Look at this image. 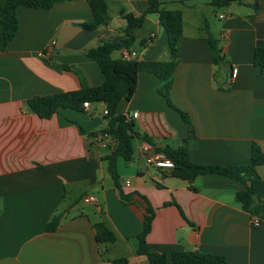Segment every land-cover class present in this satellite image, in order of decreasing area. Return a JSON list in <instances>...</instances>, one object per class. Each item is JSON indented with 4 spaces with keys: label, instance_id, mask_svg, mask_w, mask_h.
Returning <instances> with one entry per match:
<instances>
[{
    "label": "crops",
    "instance_id": "crops-1",
    "mask_svg": "<svg viewBox=\"0 0 264 264\" xmlns=\"http://www.w3.org/2000/svg\"><path fill=\"white\" fill-rule=\"evenodd\" d=\"M160 1L182 13L170 99L187 114L194 134L188 137V124L158 92L156 75L123 67L133 83L116 113L132 120L137 136L130 141L132 158L117 157L119 187L102 159L111 148L91 142L90 134L107 122L103 103L40 118L26 100L78 89L82 81L101 84L103 75L86 50L124 39V15L144 14L147 0H105L109 20L94 29L80 25L92 18L86 0L16 8V34L0 50V264H112L117 258L150 264L137 253L136 238L148 208L146 247L166 254L167 264L181 250L219 255L226 264H264V221L254 225L236 199L239 181L214 173L191 181L174 177L147 164L143 151L146 143L160 152L183 146L192 162L218 165L248 164L253 143L264 154V66L253 62L254 49L264 47V0L221 7L204 0V11L193 0ZM204 25L220 51L218 61ZM130 33L131 42L112 58H169L155 13ZM257 172L264 180V163ZM87 196L94 201H84ZM56 214L58 225L46 231ZM98 222L111 230L112 242H97Z\"/></svg>",
    "mask_w": 264,
    "mask_h": 264
},
{
    "label": "trees",
    "instance_id": "trees-1",
    "mask_svg": "<svg viewBox=\"0 0 264 264\" xmlns=\"http://www.w3.org/2000/svg\"><path fill=\"white\" fill-rule=\"evenodd\" d=\"M64 0H0V50L15 36L18 28L16 8L18 6L36 7L48 9L56 2ZM92 12L90 21L81 23L83 28L94 29L107 24L109 20L105 0H86ZM242 0H209V4L217 7L226 6L231 2ZM148 6L144 14H125L126 26L124 27L125 38L118 42L104 41L102 44L86 50V55L96 61L103 75V81L96 86H89L84 81L80 87L74 90L63 91L47 95H34L26 100V105L40 118H49L53 113L63 108L83 110V101L89 103H103L107 109L104 115L106 125L98 130L107 132L115 144L102 159L106 161L107 172L112 178L114 185L119 187L116 160L122 156L125 161L132 158L133 150L131 138L137 136L132 120L126 115L116 113L118 102L129 96L132 86L130 74L123 69L146 70L156 75L160 84L158 92L164 97L167 104L176 109L184 121L188 124V137L193 136L194 129L186 113L177 109L171 102L170 89L172 87L173 71L178 62V47L182 37V13L180 10L166 8L160 0H147ZM254 4V9H257ZM155 13L160 25L167 34V47L169 58L163 61L136 62L134 60L114 59L112 51L127 47L132 40L131 30L139 26L144 16ZM205 40L214 49V60L220 59L216 41L208 31L207 25L203 26ZM253 62L255 65L264 66V47L254 49ZM96 131L90 134L94 136ZM162 152L172 160L173 166L169 174L174 177L193 180L202 174H221L236 179L242 185L235 197L241 203L242 208L252 218L264 221V180L257 172V166L264 163V154L260 147L252 144L250 162L246 165H218L196 164L189 159L188 150L181 146L177 148L165 147ZM61 215L56 214L46 225V231H53L58 225ZM152 210L148 208V215L144 217L142 230L136 235L137 253L146 256L150 264H167V256L164 253L149 251L146 247V235L150 230ZM97 231L96 240L99 243H108L114 240V235L103 223L95 224ZM172 264H226L224 258L219 255L202 253L192 250H181L171 253ZM112 264H127L125 258H117Z\"/></svg>",
    "mask_w": 264,
    "mask_h": 264
},
{
    "label": "built area",
    "instance_id": "built-area-1",
    "mask_svg": "<svg viewBox=\"0 0 264 264\" xmlns=\"http://www.w3.org/2000/svg\"><path fill=\"white\" fill-rule=\"evenodd\" d=\"M134 55V52L132 53ZM237 72V68H232L230 77L231 79L235 77ZM91 103L88 101H83L82 107L83 108H88ZM103 115L107 114V109L104 106ZM133 116H136V113H133ZM91 142L96 145L98 148H112L115 144L114 138L108 134L107 132L96 130V133L94 134L93 137H91ZM143 151H144V159L147 164L153 165L157 168H162V169H170L173 166V162L171 159L166 157L163 152L156 151L155 148L153 147L152 144L146 143L143 146ZM84 201H94V198L92 196H87L83 198ZM252 223L254 225H258L259 220L257 218L252 219Z\"/></svg>",
    "mask_w": 264,
    "mask_h": 264
},
{
    "label": "rangeland",
    "instance_id": "rangeland-1",
    "mask_svg": "<svg viewBox=\"0 0 264 264\" xmlns=\"http://www.w3.org/2000/svg\"><path fill=\"white\" fill-rule=\"evenodd\" d=\"M193 1H194V3H197L198 5H200L202 7L203 11H204V9H205V6L203 4L205 2L204 0H197V1L193 0ZM210 15H211L210 17L213 20V23L217 24L218 23V19L217 18L215 19L212 13H210Z\"/></svg>",
    "mask_w": 264,
    "mask_h": 264
}]
</instances>
